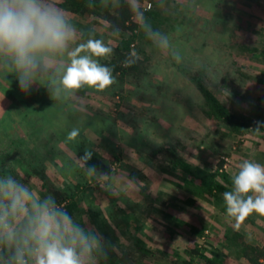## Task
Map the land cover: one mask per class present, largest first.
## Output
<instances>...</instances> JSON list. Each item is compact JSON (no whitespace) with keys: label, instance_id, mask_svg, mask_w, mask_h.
Wrapping results in <instances>:
<instances>
[{"label":"rangeland","instance_id":"374dc122","mask_svg":"<svg viewBox=\"0 0 264 264\" xmlns=\"http://www.w3.org/2000/svg\"><path fill=\"white\" fill-rule=\"evenodd\" d=\"M177 11L174 28L162 35L167 37L168 46L157 43L149 48V72L134 80L133 97L122 103L121 114L110 110V87L104 91L85 87L75 96L55 99L42 86L25 94L13 87L11 79L0 82V168L7 167L17 178L26 179L41 196L39 177L32 172L39 163L46 165L56 183L83 182L84 207L92 205L100 210V218H106L110 231L100 225V219L96 224L85 218V224L94 225L102 234L107 232L117 251L138 233L163 241L159 209L194 222V216L208 221L217 216L218 221L211 223L217 228L225 224L219 209L204 199H197L198 208L186 205L183 200L188 193L150 166L147 147L171 144L199 165L210 166L218 160L219 152H230L225 168L231 175L249 154L254 162L264 165V141L258 146V138L250 136L239 144L237 136L216 128L201 112L202 98L192 81L193 77L203 80L231 109L250 111L254 101L251 92L262 65L237 54V46L261 43L264 0H181ZM144 96H150L152 103H143ZM73 127L80 130L76 143L66 141ZM82 141L87 146L104 141L122 149V161L110 181L115 194L90 183L80 170L74 154ZM126 175L143 181L139 192L122 183ZM109 212L117 215V221ZM249 217L257 230L244 221L237 228L251 234L253 240H264V216L254 213ZM171 233L175 236L171 245L188 236L181 225L173 226ZM137 262L142 263L139 258ZM225 264H244V260L233 255Z\"/></svg>","mask_w":264,"mask_h":264},{"label":"trees","instance_id":"16d2710c","mask_svg":"<svg viewBox=\"0 0 264 264\" xmlns=\"http://www.w3.org/2000/svg\"><path fill=\"white\" fill-rule=\"evenodd\" d=\"M177 2L179 4L181 0H54L56 6L75 24L81 33V40H86L91 35L95 39L103 40L106 46L112 49L111 55L98 58L101 64L112 69V113L121 114L122 103L133 97L132 83L149 72L148 50L157 45L160 36L174 28L178 20ZM145 3H150V7L147 8ZM156 33L159 35H154ZM259 33V45L248 46L241 43L237 46V54L256 60L262 65L260 76L255 77V90L251 92L254 101L250 103V111L231 109L219 98L215 89L203 80L192 78L202 98L199 107L204 116L216 128L228 135L237 136L239 144L250 136H255L258 138V146L264 141V128L259 132L252 129L256 121L264 122V29ZM3 78L6 79L4 72H1L0 82H4ZM7 78L13 80V87L16 86V89L20 90L19 86L15 85L18 81L12 75ZM151 100L150 96H144L142 99L143 103L150 104ZM111 114L108 116L112 117ZM86 144L82 141L75 149V161L80 165L78 156H82L84 149L88 148L93 151L89 165H95L104 173L112 171V176H115L122 161L123 152L120 146L114 147V144L109 145L104 141L96 146ZM146 154L150 166L161 174L163 179L188 193L183 200L186 205L198 208L197 199H204L219 209L223 216L220 219L225 221V224L218 229L211 223L218 221L217 216L212 221L194 216V222L159 209L158 212L162 216L158 220L164 240L154 241L140 233L133 235L125 247L118 251L115 244L116 251L110 254L107 264H225L228 257L233 255L242 258L244 264H264V240H253L251 234L234 226V218L226 214L222 194L232 190V177L239 170L238 168L233 175L226 170L230 152H219L218 160L211 166L199 165L171 144L149 146ZM252 157L249 154L246 160L254 161ZM32 172L39 177L42 195H55L57 201L63 203L69 213L80 222L85 224V218H88L98 224L97 220L100 219V225L107 226L110 231L106 218H100V210L94 209L92 205L84 207L83 192L86 187L83 182L72 180V185H62L58 181L56 183L46 165L41 163L36 165ZM88 180L95 186H100L101 181L89 177ZM147 205H151L150 201ZM116 216L109 212L112 220L117 221ZM249 218L248 216L244 222L253 231L257 230L256 223ZM116 225L121 227L118 222ZM177 225L186 229L188 236L185 240L171 245L175 241V236L171 233L172 227ZM103 236L112 240L107 232ZM111 242L114 243L113 240ZM137 258L142 263H138Z\"/></svg>","mask_w":264,"mask_h":264},{"label":"clouds","instance_id":"9594fccd","mask_svg":"<svg viewBox=\"0 0 264 264\" xmlns=\"http://www.w3.org/2000/svg\"><path fill=\"white\" fill-rule=\"evenodd\" d=\"M80 37L54 0H0V70L6 79L12 75L25 94L42 86L51 98L66 99L85 87L104 91L114 83L112 69L98 59L111 55L112 49L91 35L86 40ZM157 43L167 47L168 39L160 36ZM262 128L264 122L256 121L252 130ZM79 136V128L73 127L66 141L76 143ZM92 156L93 151L85 148L78 156L80 170L115 194L112 171L89 165ZM25 181L7 167L0 168V264H107L116 245L94 225L70 214L55 195L41 196ZM121 181L135 192L143 185L128 175ZM232 184V190L222 195L236 227L253 213L264 216V165L244 160Z\"/></svg>","mask_w":264,"mask_h":264},{"label":"built area","instance_id":"2783aa9c","mask_svg":"<svg viewBox=\"0 0 264 264\" xmlns=\"http://www.w3.org/2000/svg\"><path fill=\"white\" fill-rule=\"evenodd\" d=\"M145 6L148 8L150 7V3H145Z\"/></svg>","mask_w":264,"mask_h":264}]
</instances>
